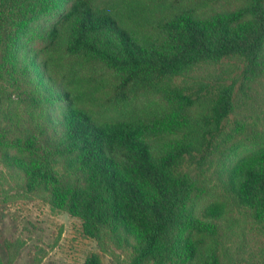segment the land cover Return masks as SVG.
I'll return each mask as SVG.
<instances>
[{
	"label": "trees",
	"instance_id": "obj_1",
	"mask_svg": "<svg viewBox=\"0 0 264 264\" xmlns=\"http://www.w3.org/2000/svg\"><path fill=\"white\" fill-rule=\"evenodd\" d=\"M226 1L154 0L150 18L135 0H0V164L120 264H226L235 213L264 239V132L234 162L213 160L235 138L237 93L264 75V0ZM227 61L234 71L195 74Z\"/></svg>",
	"mask_w": 264,
	"mask_h": 264
},
{
	"label": "rangeland",
	"instance_id": "obj_2",
	"mask_svg": "<svg viewBox=\"0 0 264 264\" xmlns=\"http://www.w3.org/2000/svg\"><path fill=\"white\" fill-rule=\"evenodd\" d=\"M135 1L140 4L141 11L148 12L150 18L155 16V9H145L146 6L153 5L154 0ZM160 1L166 6V0H158ZM241 1H226L221 9H233ZM52 19V16L43 17L34 25L36 28H43ZM151 21H142L147 30ZM209 69L195 74L202 75V79L209 73H229L235 70V64L227 61ZM72 82L77 92L85 93L84 98L91 110H107L102 105L100 108L99 91L94 92L82 78H74ZM143 100L145 106H156L158 109L162 107L161 104H155L159 102L156 99ZM234 114L230 134H235V138L228 140L213 153V160L220 167L234 162L259 146L255 140L264 132V75L250 82V89L245 95L237 93ZM215 193L219 192L216 190ZM215 193L209 194L216 197ZM250 221L245 213H235L228 220L220 239V251L226 264H264V239L257 228L252 229ZM206 244L203 252L208 254L213 239L208 238ZM113 252L102 251L93 240L83 235L79 219L51 207L42 198L18 191L10 175L0 164V264H85L86 259L93 254L97 255L101 264L122 263L124 258L120 251Z\"/></svg>",
	"mask_w": 264,
	"mask_h": 264
}]
</instances>
